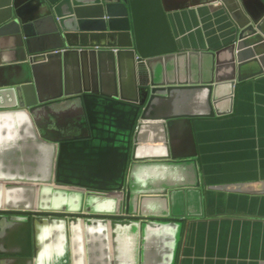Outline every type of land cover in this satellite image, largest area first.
Listing matches in <instances>:
<instances>
[{
	"label": "water",
	"instance_id": "1",
	"mask_svg": "<svg viewBox=\"0 0 264 264\" xmlns=\"http://www.w3.org/2000/svg\"><path fill=\"white\" fill-rule=\"evenodd\" d=\"M219 1L236 37L215 51L194 52L176 47L166 15L170 0H0V39L30 76L14 88L17 104L36 112L62 96L77 101L64 108L74 120L47 138L55 165L41 184L62 191L59 206L39 204L30 192L9 203L0 191V264L34 260L39 238L53 227L67 233L69 226L158 218L131 185L144 172L146 186L152 168L172 157L171 101L202 94L217 113L218 102H231L236 83L264 73V0L252 11L241 0ZM70 79L74 93L66 91ZM48 88L52 95H44ZM8 185L0 179L1 188ZM222 188L264 193V186ZM133 195L141 198L136 204Z\"/></svg>",
	"mask_w": 264,
	"mask_h": 264
},
{
	"label": "crops",
	"instance_id": "2",
	"mask_svg": "<svg viewBox=\"0 0 264 264\" xmlns=\"http://www.w3.org/2000/svg\"><path fill=\"white\" fill-rule=\"evenodd\" d=\"M241 2L252 11L259 1ZM170 4L166 15L178 50L215 51L235 39L237 28L219 0ZM15 58L0 39V179L9 183L0 191L9 203L30 192L39 204L57 207L62 191L41 184L55 165L47 141L74 120L64 108L76 100L62 96L47 111L19 106L14 88L30 76L12 63ZM74 90L70 79L66 91ZM44 95H52L50 89ZM216 109L193 93L169 104L167 112L176 116L167 121L172 157L152 168L146 186L144 172L131 185L158 218L112 228L69 226L67 233L53 227L27 264H264V193L222 188L264 186V73L236 83L231 102L220 101ZM138 200L133 195L132 202Z\"/></svg>",
	"mask_w": 264,
	"mask_h": 264
}]
</instances>
